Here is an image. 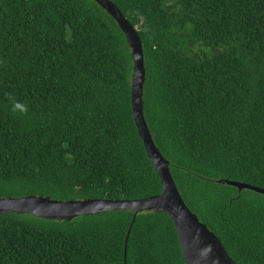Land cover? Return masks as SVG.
<instances>
[{"label": "trees", "instance_id": "1", "mask_svg": "<svg viewBox=\"0 0 264 264\" xmlns=\"http://www.w3.org/2000/svg\"><path fill=\"white\" fill-rule=\"evenodd\" d=\"M111 1L142 39L145 118L184 201L237 264H264V192L228 183L264 190V0ZM132 51L95 0H0V197L161 192ZM133 218L0 214V264H187L168 213Z\"/></svg>", "mask_w": 264, "mask_h": 264}, {"label": "water", "instance_id": "2", "mask_svg": "<svg viewBox=\"0 0 264 264\" xmlns=\"http://www.w3.org/2000/svg\"><path fill=\"white\" fill-rule=\"evenodd\" d=\"M95 1L118 22L133 50L134 68L131 91L133 116L147 154L159 173L162 190L159 194L134 200L103 198L60 201L36 195L0 197V214L28 213L42 218L71 220L80 215L98 214L114 210H131L134 212V221L139 212L163 211L170 215L175 224L187 264H237L225 250L220 238L206 224L201 222L187 206L173 178L169 161L153 140L144 114L145 57L142 39L136 27L111 0ZM228 183L237 186L239 189L248 188L264 192L262 188L245 182L228 181ZM127 240L128 236L126 243Z\"/></svg>", "mask_w": 264, "mask_h": 264}, {"label": "clouds", "instance_id": "3", "mask_svg": "<svg viewBox=\"0 0 264 264\" xmlns=\"http://www.w3.org/2000/svg\"><path fill=\"white\" fill-rule=\"evenodd\" d=\"M7 95H8V98L13 102V108H12L13 112L19 111V112L24 113V114L27 113L28 108H27L26 104L15 101V98H14L13 94H11V93H8Z\"/></svg>", "mask_w": 264, "mask_h": 264}]
</instances>
